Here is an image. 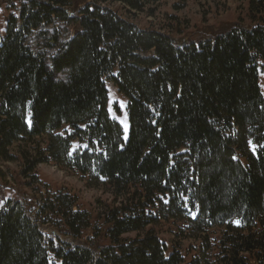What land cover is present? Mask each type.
<instances>
[{
    "label": "trees",
    "instance_id": "1",
    "mask_svg": "<svg viewBox=\"0 0 264 264\" xmlns=\"http://www.w3.org/2000/svg\"><path fill=\"white\" fill-rule=\"evenodd\" d=\"M164 1L0 0L9 12L0 162L18 152L27 160L21 175L54 165L115 202L101 245L84 238L91 218L70 195L7 201L0 264H264V0H247L253 25L198 43L131 19ZM107 83L127 99L126 140ZM40 138L46 147L29 158L20 146ZM48 221L61 228L44 229ZM165 225L176 226L174 236L161 237ZM215 229L223 235L213 259Z\"/></svg>",
    "mask_w": 264,
    "mask_h": 264
},
{
    "label": "rangeland",
    "instance_id": "2",
    "mask_svg": "<svg viewBox=\"0 0 264 264\" xmlns=\"http://www.w3.org/2000/svg\"><path fill=\"white\" fill-rule=\"evenodd\" d=\"M113 10H120V4L107 5ZM249 1L247 0H166L157 6L151 7L153 14L146 10L143 13H133L130 17L141 29L155 27L162 32L171 35L178 42L187 41L198 43L201 40L211 38L214 33H222L242 21L245 25H253L249 17ZM9 12L5 4L0 3V37L5 34L6 18ZM184 22L183 34L175 32L178 23ZM75 20L62 23V42L70 39L74 31ZM259 84L264 98V63L259 64ZM108 89V110L111 118L118 122L123 128L124 139L129 135V120L127 114V99L119 94L117 88L107 83ZM46 138L36 139L32 144L24 143L20 147L27 153L29 158H34L37 150L44 149L47 145ZM81 145H76L77 149ZM19 147V146H16ZM84 147V146H83ZM17 151V148H15ZM16 161L12 163L0 162V169L6 179L0 182V209L9 200H22L26 194L31 197H38L42 201L53 197L55 193L70 195L80 209L88 213L91 218L89 228L84 231V238H91L92 244L99 243L108 245L105 239L106 228L103 224V217L115 202L107 190L90 189L86 186L85 180L75 174L63 171L54 165H40L36 173L21 175V171L27 165L18 152ZM37 175V179L33 175ZM25 195V196H26ZM45 200V201H46ZM38 207V206H37ZM35 208V210L37 209ZM34 210V211H35ZM237 225V222L235 223ZM44 225V224H42ZM61 228L56 223L48 221L44 229ZM176 226L165 225L158 228L162 238L174 236ZM223 232L212 230L208 234L212 247L213 259L219 253V243ZM135 238V235H131ZM215 264V263H214Z\"/></svg>",
    "mask_w": 264,
    "mask_h": 264
},
{
    "label": "water",
    "instance_id": "3",
    "mask_svg": "<svg viewBox=\"0 0 264 264\" xmlns=\"http://www.w3.org/2000/svg\"><path fill=\"white\" fill-rule=\"evenodd\" d=\"M134 66H136V65H134ZM137 67V66H136ZM139 68H141V67H139Z\"/></svg>",
    "mask_w": 264,
    "mask_h": 264
}]
</instances>
